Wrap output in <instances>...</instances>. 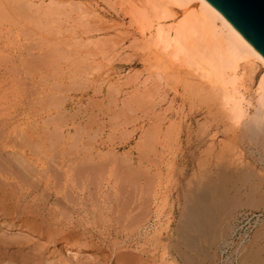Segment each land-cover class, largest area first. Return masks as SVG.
Here are the masks:
<instances>
[{"label":"rangeland","instance_id":"rangeland-1","mask_svg":"<svg viewBox=\"0 0 264 264\" xmlns=\"http://www.w3.org/2000/svg\"><path fill=\"white\" fill-rule=\"evenodd\" d=\"M152 2L0 0V264H264V219L233 238L264 212V138L155 40L198 3Z\"/></svg>","mask_w":264,"mask_h":264},{"label":"bare ground","instance_id":"bare-ground-1","mask_svg":"<svg viewBox=\"0 0 264 264\" xmlns=\"http://www.w3.org/2000/svg\"><path fill=\"white\" fill-rule=\"evenodd\" d=\"M152 1H153L152 3L154 4V2L156 0H152ZM167 1L169 3H172L173 5H177L179 7H185V6H187L193 2H197L199 5L198 9L200 10V15H199L198 19L194 18L193 21L185 19L180 24L178 22V24H179L178 27L172 31L170 29L167 30L165 28H162L161 26H158L159 28L158 29L156 28L157 31H155L156 32L155 33L156 42L160 43L159 45L162 44L163 46H165L167 48H173V50H175L174 51L175 54L182 55L183 60H185L184 63L187 66H189V65L192 66L193 64H195V65L199 66L198 67L199 70H200V67L202 70H205L204 71L205 74H202L203 77L211 76L214 79V80L211 79L212 84L217 83L219 86L217 85L216 87H220L221 103H222V106L226 109L228 120L232 124H234L238 127H239V125L245 127V130L248 128L249 134H250V132L254 136L261 134L262 137L264 138V60H263V58L254 50V48H252L235 31V29L224 19V17L220 13H218L212 6H210L205 0H167ZM149 2L151 3V1H149ZM157 2H155V3H157ZM146 4H148V3H146ZM158 6H160V5H158ZM153 9L156 11V9L154 7H153ZM159 10H161V9H159ZM166 14L164 12V15H166ZM162 17H161V19H162ZM163 18L165 20L168 17H163ZM204 28L205 29L207 28V30L209 32L210 40L207 39L208 41H204V44H203L204 46H202V47H198L196 45L193 46L191 44L190 48L191 47H194V48L192 51H190V49H188L189 47H187V45L189 46V44L191 42H193V39L197 38L199 36V32L202 31ZM199 38H200V36H199ZM193 44H195V43H193ZM165 47H163V48H165ZM176 57H178V55H176ZM257 63H259L261 65V67H262L261 70H263V72L260 74L257 85L255 87L256 88L255 89V101L253 103L252 100H249V99L247 100L243 96L242 92L238 88L239 87L238 85H239V82L241 79L240 75H242L241 74L242 69H244V68L246 69L247 67L254 66ZM204 75H206V76H204ZM214 81H216V82H214ZM250 107H252V109L254 110L253 114L249 113ZM245 132H248V131L246 130ZM243 133H244V129H243ZM252 134H251V136H252ZM260 137H258V138H260ZM259 140L257 139V141H259ZM220 148H221L220 150H222L223 146L222 147L220 146ZM229 148H231V146ZM232 149H234V148H232ZM229 150L231 151V149H229ZM226 152L228 153L229 151H226ZM240 153H238V154H240ZM228 154H226L227 157H228ZM219 155H220V153H219ZM224 159H226V158H224ZM229 159H231V158H229ZM224 163H226V162H224ZM248 173L250 174V172H248ZM257 175H259V174H257ZM260 177H261V175H260ZM203 209H204V207H203ZM192 214L193 213L190 214L191 219L190 218L189 219L193 221L196 219L195 217L198 216V213H194V214H197L196 216L192 215ZM192 217L194 219H192ZM195 222L196 221H193V223H195ZM199 222L200 221L198 220L197 226H199L198 225ZM187 224H189V223L187 222ZM1 225H2V223H1ZM192 227L196 231L198 229H200V227L199 228L196 227L197 229H195V225L194 226L190 225L189 229H193ZM190 231H192V230H190ZM178 238H179V236H178ZM177 245H179V244H177ZM71 247H72L71 245L66 246L67 250H70ZM177 250L178 249H176L175 251H177ZM179 251L180 250H178V252H177L178 254L181 252H182V255L184 254L183 251H180V252ZM184 257H185V258H183L184 263H185L184 259H188L187 260L188 264H195V261L193 260V258L190 259L189 257L188 258L186 256H184ZM125 262H126V264H130L128 260H125ZM173 262H175V261H173Z\"/></svg>","mask_w":264,"mask_h":264},{"label":"water","instance_id":"water-1","mask_svg":"<svg viewBox=\"0 0 264 264\" xmlns=\"http://www.w3.org/2000/svg\"><path fill=\"white\" fill-rule=\"evenodd\" d=\"M264 60V0H205Z\"/></svg>","mask_w":264,"mask_h":264},{"label":"built area","instance_id":"built-area-1","mask_svg":"<svg viewBox=\"0 0 264 264\" xmlns=\"http://www.w3.org/2000/svg\"><path fill=\"white\" fill-rule=\"evenodd\" d=\"M264 219L263 211L242 212L237 215L233 226V238L246 241L254 228Z\"/></svg>","mask_w":264,"mask_h":264}]
</instances>
